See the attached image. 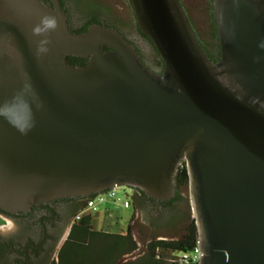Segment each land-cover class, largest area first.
<instances>
[{
	"label": "water",
	"instance_id": "95a60500",
	"mask_svg": "<svg viewBox=\"0 0 264 264\" xmlns=\"http://www.w3.org/2000/svg\"><path fill=\"white\" fill-rule=\"evenodd\" d=\"M129 1L159 74L111 28L72 33L58 0H0V210L169 201L184 163L198 264H264V0H213L215 63L178 0Z\"/></svg>",
	"mask_w": 264,
	"mask_h": 264
},
{
	"label": "flooded vegetation",
	"instance_id": "af4514ba",
	"mask_svg": "<svg viewBox=\"0 0 264 264\" xmlns=\"http://www.w3.org/2000/svg\"><path fill=\"white\" fill-rule=\"evenodd\" d=\"M38 1L49 8L52 7L50 0ZM58 1L71 32L84 33L91 22L98 20L127 40L150 70L157 74L162 72V66L152 68L146 64L136 44L122 34L116 26L104 20L108 16L101 10L105 8V4L101 0ZM124 2L130 9L137 38L144 41L156 56L157 52L151 41L140 32L137 26L130 1L124 0ZM178 3L201 48L205 53H212L214 55L213 60L216 61L209 60L213 63L218 62L220 45L213 12V0H178ZM69 9L72 10L73 16L77 20L75 26L72 24ZM76 9L81 10L82 14L77 15ZM109 16L113 17L112 13ZM82 60L83 64L80 65H86L88 59L82 58ZM128 190L132 195V212L139 214L144 219L140 226L142 230L149 233L161 231L163 235L180 238L185 235L186 229L194 223L189 210L188 213L183 211L180 216H176L181 203L186 201L185 192L181 193L180 197L174 194V197L169 201H156L147 198L136 190ZM84 199L86 198L56 199L32 208L27 213L9 214L0 210V229L4 228L5 231V233H0V264H54V253H57L58 261V255L77 222L75 219L76 209ZM10 224H13L12 230L8 227ZM128 228L133 231L131 227ZM150 241L148 240L147 243Z\"/></svg>",
	"mask_w": 264,
	"mask_h": 264
},
{
	"label": "trees",
	"instance_id": "16d2710c",
	"mask_svg": "<svg viewBox=\"0 0 264 264\" xmlns=\"http://www.w3.org/2000/svg\"><path fill=\"white\" fill-rule=\"evenodd\" d=\"M97 24L107 27L101 24L98 20L91 22V24ZM109 28V27H108ZM74 33V32H72ZM103 52L107 49H102ZM211 61L214 55L210 52H206ZM66 61L69 65L74 67L82 66V58L66 57ZM145 62V61H144ZM156 68L163 67V61L160 59L158 53L153 59ZM175 194L180 197V194L188 189V174L185 164L182 163L175 174ZM140 194L144 195L142 192ZM88 197L84 199L82 203L77 207L75 216L81 213L84 208ZM92 214H84L74 224L64 246L62 247L58 255V264H63L64 260L68 262H74L77 260L81 263L83 259L85 262L87 259L98 260V264H121L120 260L128 255L133 254L138 245L133 238V234L130 228L123 235L117 234H105L102 232L94 231L92 229ZM197 244V230L194 223L186 229L184 236L172 240H151L145 245V252L142 257L135 261H126L122 264H176L173 261L174 255L183 251L191 250ZM93 252H95L93 254Z\"/></svg>",
	"mask_w": 264,
	"mask_h": 264
},
{
	"label": "rangeland",
	"instance_id": "374dc122",
	"mask_svg": "<svg viewBox=\"0 0 264 264\" xmlns=\"http://www.w3.org/2000/svg\"><path fill=\"white\" fill-rule=\"evenodd\" d=\"M105 4V8L101 9L103 13H105L106 19H104L106 22H109L116 26L122 34L129 37L140 49V51L143 53L145 57V63L148 64L150 67L155 68L153 59L154 52L153 50L140 39L137 38V33L134 27L133 19L130 13V9L126 6L124 0H101ZM91 5V4H90ZM71 20L73 26H75L77 23L75 20V17L73 16L72 10L69 9ZM77 15L82 14V11L79 9H76ZM112 13V16H109ZM209 47V43H206ZM207 47V48H208ZM185 202L181 203V206L179 210L176 213V216H180L183 211H190V215L192 216V210H191V204H190V196H189V189H186L185 191ZM121 195V192H118ZM92 229L94 231L102 232L105 234H117V235H123L128 230V227L132 228L133 232V238L136 241L138 248L137 250L128 256L123 257L120 260V263H124L126 261H135L138 258L142 257V255L145 252V245L148 240H167L172 241L175 239H178L176 236H167L161 234V231H154L149 233L146 230H142L140 226L143 222V217H141L139 214H134L130 209H122L116 204H113L111 201H106L103 205L99 206V211L96 214H92ZM1 224V221H0ZM9 229H13V224H10ZM4 228L0 229V233H5L3 230ZM142 231V232H141ZM95 252H93L94 254ZM93 259H87L85 262V259L82 258V262L79 263L77 260L74 262H68L67 260H64L63 264H98V260L94 257ZM53 262L54 264H58L57 261V253H54L53 255Z\"/></svg>",
	"mask_w": 264,
	"mask_h": 264
},
{
	"label": "built area",
	"instance_id": "2783aa9c",
	"mask_svg": "<svg viewBox=\"0 0 264 264\" xmlns=\"http://www.w3.org/2000/svg\"><path fill=\"white\" fill-rule=\"evenodd\" d=\"M129 188H114L99 195H94L87 199L84 210L77 214L76 221H78L84 214H96L99 211V206L106 201H111L122 209L131 208V193ZM121 192V195L118 193ZM199 250L197 245L191 250L183 251L174 255L173 261L176 264H198Z\"/></svg>",
	"mask_w": 264,
	"mask_h": 264
}]
</instances>
